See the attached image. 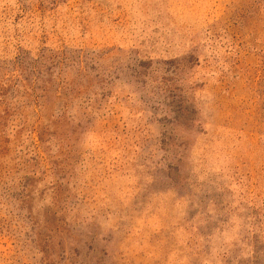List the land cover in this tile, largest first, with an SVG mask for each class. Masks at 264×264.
Instances as JSON below:
<instances>
[{"label": "rangeland", "instance_id": "1", "mask_svg": "<svg viewBox=\"0 0 264 264\" xmlns=\"http://www.w3.org/2000/svg\"><path fill=\"white\" fill-rule=\"evenodd\" d=\"M0 264H264V0H0Z\"/></svg>", "mask_w": 264, "mask_h": 264}]
</instances>
